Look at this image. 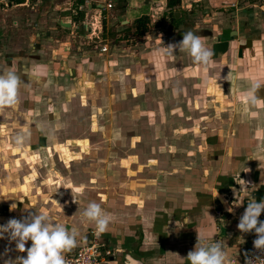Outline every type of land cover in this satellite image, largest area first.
Wrapping results in <instances>:
<instances>
[{
    "label": "crops",
    "instance_id": "0c3cea01",
    "mask_svg": "<svg viewBox=\"0 0 264 264\" xmlns=\"http://www.w3.org/2000/svg\"><path fill=\"white\" fill-rule=\"evenodd\" d=\"M10 1L27 5V0ZM102 3L85 0L74 9L70 0L60 5V13L84 14L83 19L71 15L59 22L72 35L75 29L83 30L75 40L55 38L57 34H49L55 28L44 32L36 23L23 47L0 52L4 72L9 70L6 65L14 69L27 64L30 69L18 102L0 109L1 220L46 208L55 222L77 229V244L103 239L111 245V264H126V257L134 258L127 264H185L180 258L194 248L201 231L208 242L225 240L227 256L233 264L239 262L248 246L249 233L237 229L247 198L264 199V106L250 107L240 98L251 81H264V0H184L182 10L173 9L180 22L168 39H163L167 23L162 27L167 8L157 7L160 11L151 15L143 12L134 20L114 16L107 30L115 23L119 46L109 47L103 40V64L96 70L95 59L89 63L92 78L84 77L83 86L86 101L94 104L82 107L79 90L71 89L72 79L61 71L75 49L79 53L86 46L89 57L91 42L102 43L103 27L94 24L92 35L87 22L94 9L99 11L98 23L101 12H111L104 11ZM148 15L160 36H135L136 45L128 47L122 40L126 31L132 27L134 34L135 20ZM83 23L85 29L80 28ZM188 30L205 37L213 49L214 65L207 71L184 51L167 59L156 55L159 39L166 46L180 41ZM13 41L8 42L15 45ZM129 49L134 60L117 73L113 59L124 62ZM38 65L45 66L43 75L32 71ZM219 76L220 89L205 86L206 79ZM177 86L179 94L174 92ZM258 97L264 99V87ZM25 133L24 145L17 150L11 137ZM239 177L255 188L234 199ZM50 197L62 209L50 203ZM91 201L109 213L103 233L81 218ZM259 219L264 220V212ZM6 246L8 241L0 240V253Z\"/></svg>",
    "mask_w": 264,
    "mask_h": 264
},
{
    "label": "clouds",
    "instance_id": "9594fccd",
    "mask_svg": "<svg viewBox=\"0 0 264 264\" xmlns=\"http://www.w3.org/2000/svg\"><path fill=\"white\" fill-rule=\"evenodd\" d=\"M160 40V47L156 50V55L167 59L174 57L177 51L186 52L193 63L207 71L214 65V52L206 45L205 37L195 34L188 30L182 34V39L177 42H170L166 46ZM242 43H246L242 42ZM7 72L0 69V109L11 107L18 102V95L21 85H25L23 78H30V69L27 64H17L13 69L9 67ZM45 66L38 65L32 70L36 74L43 75ZM220 79H206L204 81L207 87L219 86L217 81ZM264 87V81L259 79L250 82L249 87L240 92L242 103L254 107L257 104L264 106V99L258 97V91ZM181 89L177 86L174 89L179 94ZM27 138V134H16L11 137L12 144L17 150H20ZM239 190L233 189L235 198L239 197L242 192L248 191L249 188H255L250 182L238 179ZM57 191V190H56ZM56 191L54 193H56ZM53 193V194H54ZM52 194V195H53ZM217 196V195H216ZM52 197V196H51ZM49 198L50 203H54L56 207L62 206L55 200ZM74 202L78 203V201ZM224 203H227L224 201ZM11 209H15L17 205L11 204ZM226 210L231 213L233 208L227 207ZM262 212H264V199L259 202L252 196L247 198V206L242 213L237 229L241 233H254L256 239L253 241V248L259 253H264V220H260ZM81 218L94 222L96 230L103 233L107 230L110 223L109 213L95 201L87 204ZM187 223V218L183 221ZM79 235L76 228L69 229L62 223L55 222L46 208H41L39 212L28 211L26 215L18 218H10L5 223L0 224V240L8 241V246L0 253V260L3 264H68L65 254L71 252L77 246V236ZM31 241L30 246L26 247ZM15 244L14 249L10 247ZM227 245L223 239L211 240L208 242L204 233H197L196 244L192 250L187 253L186 258H180L185 264H232V260L226 253ZM26 253V255H17L14 258L11 252ZM244 264H264V258L258 255L244 253ZM134 258L126 257V264ZM139 264V262H135ZM236 264V262H235Z\"/></svg>",
    "mask_w": 264,
    "mask_h": 264
},
{
    "label": "rangeland",
    "instance_id": "374dc122",
    "mask_svg": "<svg viewBox=\"0 0 264 264\" xmlns=\"http://www.w3.org/2000/svg\"><path fill=\"white\" fill-rule=\"evenodd\" d=\"M65 1L68 0H27V5L24 7L15 5L14 2L8 1L6 2V5H0V52H14L16 51L15 49L20 48L21 45L23 47L24 43L22 42H26L30 35L34 34L35 31L32 30V28L36 27V23H39L40 30L45 32L50 31L51 29L49 28H55L57 22L68 21L66 17L73 15L72 12L68 10L64 13H60L62 9V6L60 5H63L62 3ZM70 1L75 4V0ZM92 1L93 3L103 2L102 0ZM166 1L167 0H117L113 11L109 13L101 12L99 21L100 23L96 22V20H99V11H97L96 9L92 10L88 13L87 22L94 23L98 26L101 25L104 30V32L102 33L104 34L100 36V40L102 43L96 42L95 44H93L91 42L90 47L88 48H93V50H99L101 48V45H103V43L105 42L109 47L119 46V43H117L119 40L115 38V35L113 33L114 29L116 28L115 23H113L114 26L112 25L109 31L107 30V27L109 28L111 26L109 22H111V19H114V16L118 17L119 19L124 16L129 20H134L138 18L143 12H146L150 15L155 14V11H160L156 10L157 7H164V9L166 10ZM182 5L184 6V0H181L180 6L178 5L175 9L182 10ZM58 6L60 7L58 8ZM55 7H57L58 9L54 10ZM74 8L75 5L72 6V9ZM151 8H153V12L150 10ZM37 9H40V12L38 13H41L42 16H40V14L38 13H34V11H36ZM150 15H148V17L151 19L148 32H151L150 35L154 34L158 36L159 34H157L155 30H152L156 27V22L152 23L153 18ZM166 16L164 17V19H166ZM165 21H167V19ZM131 23L130 25H132ZM162 25V27H165L166 22L163 21ZM131 30L132 27H129L124 35V38L122 39L123 41H126L128 47L136 45L138 40V38H135ZM51 32H53V30ZM54 37L62 38V40L64 39V37L58 35ZM18 38L21 39V42H19ZM13 39L15 40L13 41ZM105 39L106 41L104 42L103 40ZM131 39H133L134 44H132L133 42H128ZM8 41L15 42V45L9 44L10 42ZM90 234L94 237V232L90 231L89 235ZM103 242H105L103 239H98V244H104L107 246V248H111V245L108 247V245ZM82 244L83 243H79L76 247H79Z\"/></svg>",
    "mask_w": 264,
    "mask_h": 264
},
{
    "label": "flooded vegetation",
    "instance_id": "af4514ba",
    "mask_svg": "<svg viewBox=\"0 0 264 264\" xmlns=\"http://www.w3.org/2000/svg\"><path fill=\"white\" fill-rule=\"evenodd\" d=\"M71 7H69V9H70ZM72 16H73V18H75V17H80L81 15L79 14V13H77V12H73L72 11ZM83 15L84 14H82V19H83ZM83 21V20H82ZM57 25H55V29H54V33H55V35L57 34L58 36H61V37H64V38H66V37H70V36H72L73 37V39L75 40L76 38H78V36H76V34H78V35H81V34H83L84 32H83V30H79V32H78V29H75V31H74V35H72V32H70V31H67V30H63L62 28H61V24L59 23V22H57L56 23ZM84 25H86L85 23H83ZM83 24H81V25H83ZM80 25V26H81ZM78 26V25H77ZM90 26V25H89ZM134 26H135V24H134ZM82 28H84V27H82ZM88 29H89V27H88ZM88 29H86V30H88ZM148 29H149V25H148ZM156 28H153V31L155 30ZM77 30V31H76ZM90 30H91V27H90ZM178 30V29H177ZM156 31V30H155ZM52 32V33H53ZM91 32V31H90ZM102 32V31H101ZM165 37L163 36V39H168L169 37L170 38H172L174 35V32H175V30L173 29H171L170 27H169V23H167V25H166V28H165ZM51 33V31L49 32V34ZM150 33L151 32H147L145 35V38L146 37H151V35H150ZM154 33V32H153ZM135 36V35H134ZM167 36H168V38H167ZM136 38V37H135ZM128 42H130V43H132L133 42V39H131V40H129ZM73 46H74V48H76L75 47V44H73ZM82 47H83V44H82ZM81 47V48H82ZM85 48V47H84ZM84 48H83V50L82 51H80L79 53H77V51H76V49H75V56L73 55V56H71V59H68L67 58V63H66V65H65V67H64V69L61 71L62 72V74L64 73L65 75H66V77L68 78V79H72L71 81H72V84H71V89H78L79 90V93H78V103L82 106V107H84L85 106V104L87 105H92V104H94V102H93V100H90L89 102L88 101H86V96L88 95V93L86 92L87 91V88H85L83 85L84 84H86V83H84V77L85 78H92V75H90V74H87V72L88 71H93L92 69L94 68H91L89 65V63L90 62H92L91 60L93 59L94 60V64H96V63H98V65L99 66H97V69L96 70H98L100 67H101V64H103L102 63V61L100 60V59H103L104 58V51H101L100 49L99 50H93V52H92V55H90L89 57H87L86 56V51L84 50ZM131 49H133V48H131ZM131 49H129V51L124 55V62H122V61H120V57H118V58H116V59H113V60H115L114 62H116V65L114 66L115 68H116V72L117 73H120V72H123L124 70H125V66H126V64L128 65V63H130L129 61L130 60H134L133 59V57H134V55L132 54V52H133V50H131ZM105 52H107V49L105 50ZM91 58V59H90ZM126 59H127V63H126ZM113 60H111V61H113ZM118 60V61H117ZM120 62V63H119ZM110 65H111V63H110ZM91 68V69H90ZM65 70V71H64ZM119 70V71H118ZM96 72V71H95ZM84 75V76H83ZM86 75V76H85ZM75 87V88H74Z\"/></svg>",
    "mask_w": 264,
    "mask_h": 264
},
{
    "label": "built area",
    "instance_id": "2783aa9c",
    "mask_svg": "<svg viewBox=\"0 0 264 264\" xmlns=\"http://www.w3.org/2000/svg\"><path fill=\"white\" fill-rule=\"evenodd\" d=\"M9 0H0V5H6V2ZM117 0H103V10L104 11H112L115 7V3ZM91 34H95V30L97 29L94 23H90ZM101 51L106 50V46H103ZM3 215V207L0 202V224L4 222L1 220ZM256 239L254 233H249L248 237V246L246 252L252 255L261 256L264 258V253H259L253 248V241ZM245 252V253H246ZM68 264H111V261L115 257L114 250L105 247L104 245L98 244L96 241L91 242L90 244H82L79 247L74 248L70 254L65 255ZM245 256L236 264H244ZM233 264V262H232ZM235 264V262H234Z\"/></svg>",
    "mask_w": 264,
    "mask_h": 264
},
{
    "label": "trees",
    "instance_id": "16d2710c",
    "mask_svg": "<svg viewBox=\"0 0 264 264\" xmlns=\"http://www.w3.org/2000/svg\"><path fill=\"white\" fill-rule=\"evenodd\" d=\"M17 3H20L21 1L23 2L24 0H16ZM85 0H75V7L81 6L84 4ZM180 4V0H167L166 1V23H169V27L173 30H177L179 26L180 20L176 19V12H173V9ZM82 18V16H80ZM165 19V20H166ZM150 23V18L147 16H142L139 19L135 20V30H134V35L136 37H143L147 32H148V25Z\"/></svg>",
    "mask_w": 264,
    "mask_h": 264
},
{
    "label": "water",
    "instance_id": "95a60500",
    "mask_svg": "<svg viewBox=\"0 0 264 264\" xmlns=\"http://www.w3.org/2000/svg\"><path fill=\"white\" fill-rule=\"evenodd\" d=\"M98 8H102V5H99ZM176 17H177V16H176ZM67 27H70V24H69V23L67 24ZM82 27H84V29H85V25H84V24L82 25ZM82 27H80V28H82ZM229 191H230V190H229ZM229 195H230V194H225V196H229ZM233 198L236 199L235 196H233ZM219 204H222L220 198H219ZM90 243H91V242H90ZM90 243H88V244H90ZM113 259H114V258H113ZM112 261H113V260H112Z\"/></svg>",
    "mask_w": 264,
    "mask_h": 264
}]
</instances>
